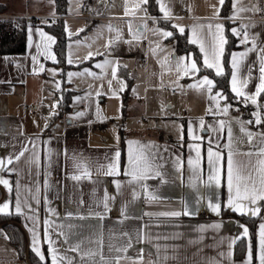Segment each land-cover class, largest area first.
Returning a JSON list of instances; mask_svg holds the SVG:
<instances>
[{"label": "crops", "instance_id": "obj_1", "mask_svg": "<svg viewBox=\"0 0 264 264\" xmlns=\"http://www.w3.org/2000/svg\"><path fill=\"white\" fill-rule=\"evenodd\" d=\"M156 2L159 17H150L168 22L179 34V27L174 25L182 26L189 43L194 38L193 25L220 23L224 26L225 36V25L231 24V33L232 29L238 33L233 34L238 39V48L232 53L239 54L255 48L245 57L237 55L236 61L238 86L247 81L242 90L248 95L255 94L260 76L259 57L264 55L260 52L264 48V21L251 20L257 7L264 5V0H256L255 10L252 6L250 11L247 9L239 13L231 10V0L226 15L220 13L219 0ZM15 3V0H0V4L5 6L0 13L1 19L13 21L14 17L26 16L39 20L25 19L27 28L23 54L0 55V160L4 162L0 179L9 182L8 185L0 184V208L4 204L9 205V209L0 213L12 211L17 214L15 205L19 199L23 214H17L20 223L15 224L24 233L28 250L43 263L52 264L51 249L54 248L57 264H67L68 259L73 264H81V251H71V247L79 243L83 251L96 250L99 241L103 257L112 264H117V258L118 264H245L250 241L248 231L246 235L244 225L232 217H223L222 212L228 210L255 217L261 213L264 200L257 201L256 205L242 202L245 205L243 213L230 209L223 175L219 184L215 179H209L208 149L221 152L226 169L229 149L225 145L229 143L230 127L231 148L234 153H239L234 160L245 175L251 172L256 188H260L259 173L256 171L259 167L257 161L264 160V156L258 155L264 148V107H258L264 105V101L259 100L260 96L257 97V105L245 102L243 97H236L231 90L230 74L229 89L239 103H224L222 95L217 97V107L216 102L209 98L207 85L189 87L205 75L196 77L197 72L189 73L183 79L186 82L185 91L191 92L188 111H184V117H174L181 124L174 135L167 129L161 133L162 126H154L155 131L152 132V128L141 125V121H137L136 126L130 123L125 131L118 123L110 122L119 117L116 109L107 118V111L97 106L95 101L91 107L84 109L82 100L75 94L70 98L69 111L60 114L58 98L62 69L57 65L53 51L55 38L39 26L55 18L56 14L54 12L53 16H49L46 12L44 17L33 14L36 10L41 12L46 5L52 7L50 12L54 11L53 3L51 0H18L21 3L18 7ZM162 6L170 13L167 17L161 10ZM217 9L218 19L214 16ZM212 31H216L215 27ZM198 32L204 37L206 49L209 48L212 37L208 35L207 28L198 29ZM245 35L248 39L242 43ZM193 45L200 51L199 44ZM200 53L204 64V53ZM232 53L229 60L231 73ZM193 60L191 55V63ZM69 66L80 68L73 64ZM249 68L252 69L250 74ZM212 70L216 73L215 69ZM133 75L136 76V73L133 72ZM218 92L221 93L217 90L211 94L215 96ZM197 99H200L202 111H195ZM224 107H228L227 114L221 111ZM257 112L262 120L260 124L255 123L254 113ZM121 117L124 118L123 115ZM241 122L244 132L241 131ZM247 132L253 133L251 140ZM129 141L138 142L131 146L135 154H139L141 146H144L143 154L152 164L145 179L133 180L126 174ZM117 150L120 152L118 169L116 173H110L109 165L113 163ZM21 152L24 155L17 160ZM197 152L200 153L198 166ZM9 159L11 163H8ZM133 171L139 175L142 165ZM157 172L159 175H156ZM212 174L215 175V170ZM217 203L220 205L218 212L209 206ZM257 207L259 211L252 215L249 209ZM262 223L264 221L257 225L255 244L251 243L253 264H257L255 256ZM33 231L37 239L35 246ZM240 238H246L247 243L242 260L237 261L233 252ZM37 248L44 260L37 255ZM61 257L64 259L61 260ZM84 259L87 261V257ZM0 264H27L25 258L21 259L17 250L8 243L2 226Z\"/></svg>", "mask_w": 264, "mask_h": 264}, {"label": "rangeland", "instance_id": "obj_2", "mask_svg": "<svg viewBox=\"0 0 264 264\" xmlns=\"http://www.w3.org/2000/svg\"><path fill=\"white\" fill-rule=\"evenodd\" d=\"M15 1L16 7L21 5L18 0ZM66 1L63 16L68 39L65 62L68 66L73 64L81 69L69 66L63 73L61 71L59 82L62 83L63 78L69 88L61 87L59 91H73L75 97L82 100L84 109L91 107L95 101L97 106L107 111V118L116 109L119 117L110 122L118 123L125 131L130 123L136 126L137 121H141V125H149L152 132L155 131L154 126H162L161 133L163 129L173 135L175 131L177 133L181 124L174 117L186 115L184 111H188L191 92L185 91L186 82L183 79L187 75L182 71L177 72L176 62L183 57L182 63L190 66L191 55L176 51L173 37L176 31L171 24L151 18L142 0ZM252 6L255 9L256 0H232L231 10H237L238 13L247 9L250 11ZM44 7L41 12L36 10L33 14L44 17V13L48 12L49 16H53L54 11L50 12L52 7ZM92 8L94 11H91ZM30 20L39 19L27 17L26 21ZM165 32L172 35L165 36ZM89 52L93 54L92 57L85 59ZM97 52L102 55H97ZM141 55L146 58L145 67L139 61ZM69 59L73 63H68ZM106 60L110 63L103 69L96 67V64H104ZM85 69L92 75L84 73ZM113 69L116 70L115 78L112 76ZM69 72L84 74L74 75L69 80ZM110 80L111 85L108 83ZM199 101L197 99L195 111H202Z\"/></svg>", "mask_w": 264, "mask_h": 264}, {"label": "snow or ice", "instance_id": "obj_3", "mask_svg": "<svg viewBox=\"0 0 264 264\" xmlns=\"http://www.w3.org/2000/svg\"><path fill=\"white\" fill-rule=\"evenodd\" d=\"M142 3H147V0H142ZM219 4L223 5L224 0H219ZM162 11H165L164 7H161ZM255 10V9H254ZM126 14H127V9H126ZM170 13L165 11V16L167 17ZM214 16L216 18H219L218 14V9L216 12H214ZM232 17H230L231 19ZM174 27H179V30L181 33L184 32V28L182 26L174 25ZM215 27L216 31L213 32L212 29ZM207 28L208 30V35L212 37V41L210 44V47L206 49L205 47V42H204V37L198 32L199 30H203ZM223 28L224 26L220 23H217L215 25L209 23L207 25L204 24H198V25H193L192 26V32H193V39L190 41L193 44H199L200 51L204 53V66L207 67L208 69H215L216 75H223V67L221 63V59L224 55V46L227 43V40L225 36L223 35ZM109 29L111 30V26H109ZM84 29H80V31H83ZM233 34H237L236 29H232ZM43 35V33H41ZM71 35V33H70ZM165 36H171L172 33L170 32H165L163 33ZM49 39H52L49 37ZM248 39L247 35H245L244 40L241 41L242 43L246 42ZM255 40V37L253 38ZM255 48H249L243 53H232V73H231V84H232V92L235 93L236 97H243L244 101H251L253 105H257V97H259L262 93H264V55H261L259 57V84L256 86L255 94L254 95H248L246 94L242 88L243 85L247 83V81H243L240 83V86H238V76H237V69H238V64H237V55H240L242 57H245L248 55L249 52L254 51ZM260 52L264 54V48L260 49ZM97 55H102V53L97 52ZM92 53L89 52L88 56L85 57V59L91 58ZM35 59V58H33ZM55 59V57H53ZM183 57L179 58L176 62V67H177V72H183L184 75H189V73H196L199 71L197 67V63L193 60L190 66L187 64H183ZM68 63H73L71 59L68 60ZM110 61H105L104 64H96L97 68L103 69L106 64H109ZM252 69L249 68V74L251 73ZM84 73H87L89 75H92L88 71V69L84 70ZM84 73H68L69 80L74 75H83ZM112 76L115 78L116 76V70L113 69L112 71ZM109 85H111L112 81L110 80ZM203 85H207V92L209 94V98L213 101L216 102L217 107H219V100L217 97H221V93H216L215 96H213L212 93V88L214 87V82L213 80L209 79L208 76H204L202 80L197 81L196 84L190 85L189 87H194V88H199ZM121 90H123V85L121 87ZM99 95V93H97ZM226 99V97H223ZM55 107V105H53ZM258 107H264V105H258ZM99 111V110H98ZM211 111V109H209ZM224 114H227L228 112V107H224L221 110ZM80 115H83V113H80ZM256 116L255 123L260 124L262 123V120L260 118V113H254ZM242 123V122H241ZM248 123H252V121H249ZM201 126H203V119L200 121ZM221 127L223 126V121L220 122ZM47 127V125H45ZM241 131L244 132L245 129L243 127V123L241 126ZM246 135L248 136L249 140L252 139L253 133L252 132H247ZM264 138V137H262ZM117 139H119L117 137ZM228 139L229 143L225 145L228 150V156H227V164H226V169L224 165L222 164V154L221 152H213L211 148L208 149V166L210 169V175L209 179H215L216 183L219 184L221 177L223 175V178L226 180L228 192H229V197H228V207L232 210L239 211L243 213L245 211V205L244 201L249 202L252 205H256L257 201L259 200H264V160H259L257 161V164L259 167L256 169V171L259 173V184L260 188H256V181L253 178L251 172H249L247 175H245L241 169V166L234 160V156L238 155L239 153H234L232 148H231V143H232V131L231 128L229 127L228 129ZM129 153H128V165L129 168L126 170V174L132 176L133 180H142L147 178L149 170L152 169V164L148 160L146 156H144L142 148L144 146H141V151L139 154H135L132 149L133 144H138L136 141H129ZM147 147L151 148L153 147L152 145H148ZM24 152H21L16 159L19 160L20 156H23ZM246 155H252V153H247ZM258 155L264 156V148H261ZM199 156L200 153L197 152V166L199 165ZM119 158H120V152L117 150L115 152L114 158H113V163L109 165L110 168V173H116L118 169V164H119ZM11 159L8 160V163H11ZM3 161L0 160V171L3 170ZM192 161H189V164L191 165ZM142 165V171L140 172L139 175L134 173V169H136L138 166ZM212 170H215V175L212 174ZM87 174V173H86ZM156 175H159L157 172ZM131 182V181H130ZM8 181L4 179H0V184L8 185ZM119 186V185H118ZM108 197H105V200H107ZM210 207H212L213 211H219L220 205L217 203L215 205L210 204ZM30 207V206H29ZM105 209H107V204L105 203L104 205ZM7 209H9L8 204H4L2 208H0V212H5ZM15 211L17 214H23V209L21 207L19 199H17L16 205H15ZM251 211L252 215H256L257 212L259 211V208H254V209H249ZM172 215H179V213H171ZM218 227V225H217ZM245 234L247 235V228H245ZM34 235V246L37 243L36 239V233L33 231ZM71 251H81V264H112L110 260H106L101 251H100V242L98 241V247L96 250L88 249L86 251L82 250V245L81 244H75L74 246L71 247ZM37 255L40 256L41 260H44L43 254L39 251V249H36ZM118 251H126V249H118ZM51 254H52V264H57V255H56V249L52 248L51 249ZM99 256L100 259L96 260L95 257ZM85 257H87V261H85ZM61 260L64 258L61 257ZM118 259L117 258V264H118ZM255 259L257 261V264H264V223L260 225V230L258 234V244L256 248V256ZM67 264H73L71 259L67 260ZM245 264H253V249H252V244L251 241H249L248 244V250H247V258L245 260Z\"/></svg>", "mask_w": 264, "mask_h": 264}, {"label": "trees", "instance_id": "obj_4", "mask_svg": "<svg viewBox=\"0 0 264 264\" xmlns=\"http://www.w3.org/2000/svg\"><path fill=\"white\" fill-rule=\"evenodd\" d=\"M53 3L54 12L56 17L53 19H48L46 24H40L47 33L52 35L55 38V42L53 44V51L56 54L57 65L62 69V73L69 66L65 62V51L67 44V37L64 31L63 24V16L66 11V0H51ZM146 10L152 17H159V10L157 7L156 0H147L145 4ZM231 0H224V4L221 5L220 13L222 15H226L230 10ZM5 9V6L0 4V13H2ZM164 23L165 21H160ZM231 24L227 23L225 25V37L227 43L224 46V55L222 57L223 63V75H216V73L212 69H208L204 66L201 53L199 49L189 43L187 39V32L183 33H174L173 37L176 40V51L178 53H186L191 54L194 61L197 63V67L199 71L196 74V77L208 76L209 79L213 80L214 87L212 91L220 90L221 94L226 97L224 99V103L227 104H237L235 96L229 89V79L231 74V68L229 65L230 55L232 51L238 48L237 42L238 39L231 33L230 28ZM26 28L27 23L23 18L19 19V26L17 28H12L11 19H1L0 18V55H19L25 52V36H26ZM82 66V65H81ZM79 67V66H76ZM62 78V77H61ZM62 88H66L67 84L64 83L62 78ZM128 92V88L123 93V100H125L126 94ZM74 94L73 91L65 90L64 92L59 91V113L63 114L69 111V102L71 96ZM260 101H264V93H262L259 97ZM1 197V190H0ZM223 217H232L238 223L244 225L248 230V239L254 245L256 240V228L257 225L264 221V202L262 205L261 213L255 217H248L244 215L234 214L228 210H223ZM15 223H20V216L14 214L12 211L9 213H0V225L2 224V230L5 233L7 241L11 244L18 252L21 259L25 258L26 253V243L25 236L21 229ZM247 240L246 238H240L237 240L234 246L233 256L237 261L242 260L245 248H246ZM28 259L29 264H48V262H41L37 259V257L28 250Z\"/></svg>", "mask_w": 264, "mask_h": 264}, {"label": "built area", "instance_id": "obj_5", "mask_svg": "<svg viewBox=\"0 0 264 264\" xmlns=\"http://www.w3.org/2000/svg\"><path fill=\"white\" fill-rule=\"evenodd\" d=\"M20 18H24L26 19L27 17H14L12 18V28H17L19 26V19ZM251 21L254 22H263L264 21V5L261 4L257 7L256 11H255V16L252 18ZM240 30L242 31V26H240ZM140 63L142 64V66H146V58L144 56H140L139 58Z\"/></svg>", "mask_w": 264, "mask_h": 264}, {"label": "water", "instance_id": "obj_6", "mask_svg": "<svg viewBox=\"0 0 264 264\" xmlns=\"http://www.w3.org/2000/svg\"><path fill=\"white\" fill-rule=\"evenodd\" d=\"M2 226V224L0 225V227ZM25 261L27 264H29V259H28V248H27V245H26V253H25Z\"/></svg>", "mask_w": 264, "mask_h": 264}]
</instances>
